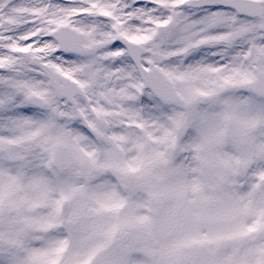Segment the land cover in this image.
<instances>
[{"label":"snow or ice","instance_id":"1","mask_svg":"<svg viewBox=\"0 0 264 264\" xmlns=\"http://www.w3.org/2000/svg\"><path fill=\"white\" fill-rule=\"evenodd\" d=\"M0 264H264V0H0Z\"/></svg>","mask_w":264,"mask_h":264}]
</instances>
